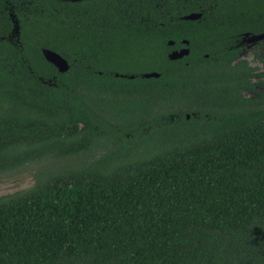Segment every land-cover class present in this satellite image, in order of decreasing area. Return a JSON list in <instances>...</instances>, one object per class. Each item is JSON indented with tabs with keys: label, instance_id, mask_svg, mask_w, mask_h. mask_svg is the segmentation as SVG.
<instances>
[{
	"label": "trees",
	"instance_id": "16d2710c",
	"mask_svg": "<svg viewBox=\"0 0 264 264\" xmlns=\"http://www.w3.org/2000/svg\"><path fill=\"white\" fill-rule=\"evenodd\" d=\"M247 31L264 0H0V177L53 164L0 197V264H264Z\"/></svg>",
	"mask_w": 264,
	"mask_h": 264
},
{
	"label": "flooded vegetation",
	"instance_id": "af4514ba",
	"mask_svg": "<svg viewBox=\"0 0 264 264\" xmlns=\"http://www.w3.org/2000/svg\"><path fill=\"white\" fill-rule=\"evenodd\" d=\"M264 31L259 33H254L252 31L243 32L232 37L233 45L230 46V49L236 53L234 57L233 64L244 61L250 68H253L252 76L249 78L253 84V90H243L242 93L246 97L257 98L259 95H264V69L259 68V65H264V39L257 41L255 43L248 42V37L253 35L263 34ZM169 42H173L170 44ZM168 46L171 49L167 52L169 54L174 51H181L183 49H188L190 52V42L187 39H182L180 41V46H177L175 41H169ZM251 56V60L255 61L256 65H253L249 62L248 57ZM184 58V57H183ZM182 59V58H181ZM151 73V72H149ZM146 73H143L141 77ZM144 78V77H143ZM186 119H190V114H185ZM173 119V116L171 117Z\"/></svg>",
	"mask_w": 264,
	"mask_h": 264
},
{
	"label": "water",
	"instance_id": "95a60500",
	"mask_svg": "<svg viewBox=\"0 0 264 264\" xmlns=\"http://www.w3.org/2000/svg\"><path fill=\"white\" fill-rule=\"evenodd\" d=\"M201 18V14H189L184 16L182 19L183 20H191L195 21ZM14 30H13V35L19 36V26L18 23H14ZM13 35L11 38L9 37L10 41H13ZM264 39V33L260 35H253L251 37H248V42L255 43L257 41L263 40ZM170 44H173V42H169ZM43 56L47 62L52 64L60 73H65L69 70V63L66 59H64L61 55H59L56 52H53L48 49H43L42 50ZM189 55V50L188 49H183L181 51H174L171 54H169V59L171 60H178L181 59L185 56ZM144 78L150 79V78H158L159 74L156 72H151V73H146L143 75ZM130 78H134L133 76H130Z\"/></svg>",
	"mask_w": 264,
	"mask_h": 264
},
{
	"label": "rangeland",
	"instance_id": "374dc122",
	"mask_svg": "<svg viewBox=\"0 0 264 264\" xmlns=\"http://www.w3.org/2000/svg\"><path fill=\"white\" fill-rule=\"evenodd\" d=\"M247 57L251 64L256 65L255 61L251 60V56ZM259 68L264 69V65H259ZM52 166L53 164L49 162L42 163L41 166L31 165L30 168H25L0 177V197L31 188L35 184V172L39 170V168H51Z\"/></svg>",
	"mask_w": 264,
	"mask_h": 264
}]
</instances>
